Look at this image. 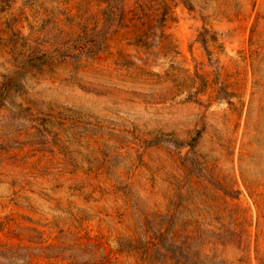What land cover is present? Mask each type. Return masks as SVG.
<instances>
[{"label": "rangeland", "instance_id": "obj_1", "mask_svg": "<svg viewBox=\"0 0 264 264\" xmlns=\"http://www.w3.org/2000/svg\"><path fill=\"white\" fill-rule=\"evenodd\" d=\"M0 264H264V0H0Z\"/></svg>", "mask_w": 264, "mask_h": 264}, {"label": "trees", "instance_id": "obj_2", "mask_svg": "<svg viewBox=\"0 0 264 264\" xmlns=\"http://www.w3.org/2000/svg\"><path fill=\"white\" fill-rule=\"evenodd\" d=\"M206 32H208V30L204 28L201 32H199V37H198L199 42L202 44L205 50H207L206 37H205ZM99 33H100L99 30H93L90 31V33H84L82 36H78L77 39L81 37H86L87 40H84L83 42H78V45L71 46V49L63 48L60 51H58V49L56 51L60 52V55L62 53L61 56H71V57H78L79 55L91 56L99 50V46L97 47V41H96V38L98 37ZM63 52L66 53L63 54ZM51 57H52L51 54L49 56L43 55L42 62L47 61V59ZM24 64H25L24 67H32V66H36L37 63H35L32 60H27ZM204 82H205L204 79H201V85H203ZM221 98L224 97L221 96Z\"/></svg>", "mask_w": 264, "mask_h": 264}]
</instances>
